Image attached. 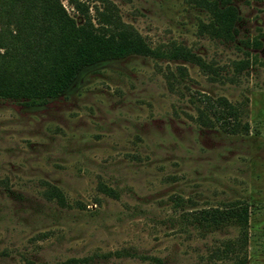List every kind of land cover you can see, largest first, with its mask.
<instances>
[{"label": "rangeland", "instance_id": "374dc122", "mask_svg": "<svg viewBox=\"0 0 264 264\" xmlns=\"http://www.w3.org/2000/svg\"><path fill=\"white\" fill-rule=\"evenodd\" d=\"M104 2L149 53L44 102L0 97V264H233L239 223L197 211L239 204L245 264H264V0H230L228 38L204 27L203 0H90V15ZM177 45L213 69L170 57ZM221 97L246 131L214 119Z\"/></svg>", "mask_w": 264, "mask_h": 264}, {"label": "trees", "instance_id": "16d2710c", "mask_svg": "<svg viewBox=\"0 0 264 264\" xmlns=\"http://www.w3.org/2000/svg\"><path fill=\"white\" fill-rule=\"evenodd\" d=\"M67 1L80 15V21L66 11L60 0H0V97L44 102L68 91L87 68L128 53L150 52L135 31L123 27L107 2L101 8L94 6L95 14L91 16L90 0ZM203 5L210 13L204 27L213 35L231 37L236 9L230 0H203ZM167 53L212 68L183 46H172ZM244 63L243 58L235 61V70ZM209 106L214 119L226 130L234 132L239 125L247 130V122L239 121L237 104L221 97ZM51 191L60 195L54 187ZM197 218L211 223L224 219L238 222L240 235L229 243V248L234 252L238 246L241 250L233 264H245V205L202 208L197 211ZM156 264H161L158 258Z\"/></svg>", "mask_w": 264, "mask_h": 264}]
</instances>
